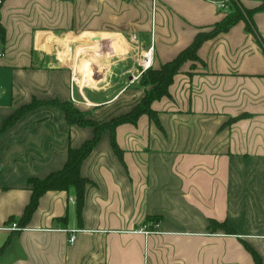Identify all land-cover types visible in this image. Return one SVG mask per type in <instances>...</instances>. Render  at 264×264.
Here are the masks:
<instances>
[{
  "label": "crops",
  "instance_id": "crops-1",
  "mask_svg": "<svg viewBox=\"0 0 264 264\" xmlns=\"http://www.w3.org/2000/svg\"><path fill=\"white\" fill-rule=\"evenodd\" d=\"M235 6L253 11L251 31L243 19L204 39L154 117L102 131L80 165V209L73 186L47 190L21 224L29 179L93 135L51 102L101 121L129 113L147 50L158 68ZM0 27V264H255L247 247L264 264V0H4ZM80 53L98 63L92 79L78 75Z\"/></svg>",
  "mask_w": 264,
  "mask_h": 264
},
{
  "label": "trees",
  "instance_id": "trees-1",
  "mask_svg": "<svg viewBox=\"0 0 264 264\" xmlns=\"http://www.w3.org/2000/svg\"><path fill=\"white\" fill-rule=\"evenodd\" d=\"M262 7L263 5L259 6V8ZM252 13L253 11L251 10L235 6L234 11L228 14L220 23L216 24L209 33L197 34L192 43L179 52L175 58L163 63L158 68L149 66L143 72L144 94L139 102L127 114L112 117L107 121H101L88 117L89 112L81 111L71 102L52 101V104L62 109L69 123L84 127L89 126L93 130V135L90 139L84 141L79 147L69 148L67 160L60 170L50 173L43 179H29L28 183L31 189V197L24 208L20 223L26 224L28 222L32 212L36 208L40 195L47 190H62L73 186L76 192V205L77 208L80 209L83 204L85 186L87 183L91 182L88 178L81 176L80 165L96 146L102 131L108 130L110 131L111 136H113L114 128L118 124L135 121V119L142 113H147L150 117H154L155 113L150 108V103L153 100L169 94L168 86L171 84L173 75L177 73L182 63L187 60L196 61L198 59L196 50L200 43L208 37L225 31L232 24L243 19L246 22L247 30L251 31L250 23ZM0 40L3 41L2 27H0ZM38 105H40V102L34 100L30 104L21 107L3 121L2 129L12 124L23 112ZM113 145L115 146L114 142ZM214 226L222 228L226 233H235V231L226 224L214 223L212 221L210 227L213 229ZM247 249L251 253L255 264H263L261 257L253 248L247 247Z\"/></svg>",
  "mask_w": 264,
  "mask_h": 264
},
{
  "label": "rangeland",
  "instance_id": "rangeland-1",
  "mask_svg": "<svg viewBox=\"0 0 264 264\" xmlns=\"http://www.w3.org/2000/svg\"><path fill=\"white\" fill-rule=\"evenodd\" d=\"M90 42H91L90 43L91 44L90 47L93 50L94 49H97L98 47H101V45L97 44L96 41H94V42L93 41H90ZM77 46L79 47V46H81V44L73 46V51H75V53H76ZM78 50H81V49L78 48ZM83 55H84L83 53H80L77 56H75L76 59H78V62H76V64H77V71H78V75L79 76H85V74H86L87 75L86 77L88 78V77L91 76V75L89 76L88 72L89 71H92L93 70V65L94 64H98V63L95 60L94 61L92 60V62L91 61L90 62L85 61L86 63L84 64V61L82 60ZM90 79H92V78L90 77ZM95 87L96 86H94V85L93 86H90L89 88H87V90L90 91V92L91 91H96L97 88H95Z\"/></svg>",
  "mask_w": 264,
  "mask_h": 264
},
{
  "label": "built area",
  "instance_id": "built-area-1",
  "mask_svg": "<svg viewBox=\"0 0 264 264\" xmlns=\"http://www.w3.org/2000/svg\"><path fill=\"white\" fill-rule=\"evenodd\" d=\"M4 0H0V6L2 5ZM126 1H131V0H126ZM152 3H153V6L155 5V0H152ZM151 47L147 50V53H145L144 55V60L143 62L141 63V67L143 70H145L146 68H148L150 65H151ZM0 54L1 53V50H0ZM70 201H73V198H69ZM156 226V225H155ZM136 232H142V233H145V234H148L150 232H152L151 230L149 229H146L145 226H143L142 228H139L137 230H135ZM75 232L76 230L75 229H72L70 230V234H69V237H68V241L70 243H72L75 239Z\"/></svg>",
  "mask_w": 264,
  "mask_h": 264
}]
</instances>
